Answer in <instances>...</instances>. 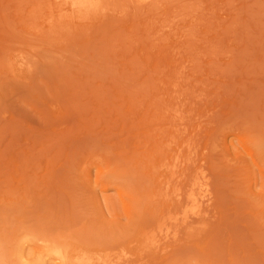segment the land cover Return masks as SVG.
Listing matches in <instances>:
<instances>
[{"label":"rangeland","instance_id":"374dc122","mask_svg":"<svg viewBox=\"0 0 264 264\" xmlns=\"http://www.w3.org/2000/svg\"><path fill=\"white\" fill-rule=\"evenodd\" d=\"M212 262L264 264V0H0V264Z\"/></svg>","mask_w":264,"mask_h":264},{"label":"bare ground","instance_id":"6f19581e","mask_svg":"<svg viewBox=\"0 0 264 264\" xmlns=\"http://www.w3.org/2000/svg\"><path fill=\"white\" fill-rule=\"evenodd\" d=\"M183 171V170H182ZM193 176V175H192ZM183 177V176H182ZM151 179V178H150ZM167 181V180H166ZM153 187V186H152ZM207 188V187H206ZM209 189V188H208ZM207 189V195L206 196H204V197H208V192H209V190ZM203 190V189H202ZM177 191H179V190H177ZM182 191V190H181ZM239 191V190H238ZM165 192V191H164ZM188 192V191H187ZM187 192H185V193H187ZM232 192V191H231ZM179 193H180V191H179ZM200 193V192H199ZM166 194V193H165ZM177 194V196H178V192L176 193ZM235 194V193H234ZM243 194V193H242ZM147 195H149V194H147ZM162 195V194H161ZM160 194H159V196H161ZM186 195V194H185ZM188 195V194H187ZM203 195V194H202ZM177 196H175L176 197V202L179 204V205H181V204H183V197H181L180 198V196L181 195H179L178 196V198H177ZM244 196V195H243ZM250 196V195H249ZM142 197V196H141ZM149 197V196H148ZM147 197V198H148ZM187 197V196H186ZM186 197H184V199H186ZM220 197V196H219ZM159 198V197H158ZM194 197H193V194H189V196H188V199H193ZM146 199V198H145ZM208 199H209V197H208ZM207 199V201H202L203 203L201 204V203H199L198 204V206H197V212L195 213V217H197V218H202V217H205V212H207L206 210H204L203 209V207H202V205L204 204L205 205V202H208L209 200ZM220 199V198H219ZM141 200V199H140ZM145 201H148V200H145ZM187 201V200H186ZM194 203L195 202H197L196 200H192ZM150 202V201H149ZM174 202V201H173ZM190 202V201H189ZM226 202V201H225ZM146 203V202H145ZM153 203V202H152ZM188 203V202H187ZM198 203V202H197ZM238 203V202H237ZM126 204V203H125ZM152 205V204H151ZM184 205V204H183ZM186 205V204H185ZM207 205V204H206ZM157 206V205H156ZM195 206H196V204H195ZM158 207H159V205H158ZM155 209V208H154ZM157 211V210H156ZM207 214V213H206ZM155 216H157V215H155ZM191 216V215H190ZM158 217V216H157ZM148 218H150V217H148ZM156 218V217H155ZM207 218V217H206ZM190 219H191V217H190ZM218 219V218H217ZM154 220V219H153ZM176 221V220H175ZM188 221V220H187ZM152 222V221H151ZM167 222V221H166ZM177 222V221H176ZM185 223V222H184ZM181 224H182V221H181ZM161 225V224H160ZM188 225V224H187ZM78 226V225H77ZM186 226V225H185ZM159 228V227H158ZM173 228V227H172ZM171 228V229H172ZM174 229H175V236L177 235V232H179L178 231V228H177V226H174ZM153 231V230H152ZM165 231V230H164ZM170 233V232H169ZM169 233L168 234H166V235H169ZM179 234V233H178ZM192 234V233H191ZM165 235V234H164ZM174 235V234H173ZM180 236V235H179ZM73 237V236H72ZM153 237V236H152ZM155 237V236H154ZM166 237V236H165ZM170 237V236H169ZM168 237V238H169ZM172 238H173V236H172ZM177 239V238H176ZM148 240V239H147ZM160 240V239H159ZM170 240V239H169ZM220 240V239H219ZM151 243H153V242H151ZM155 243V242H154ZM166 243V242H165ZM158 244V243H157ZM156 244V245H157ZM166 244H168V243H166ZM173 244V243H172ZM175 244V243H174ZM223 245V244H222ZM167 246V245H166ZM163 247L164 248V250H165V252L167 251V249L170 247V244L167 246V247ZM213 247V246H212ZM106 248V247H105ZM157 248H158V245H157ZM66 249V248H65ZM111 251H112V249H110ZM213 250V249H212ZM226 250V249H225ZM223 251V250H222ZM164 252V251H163ZM181 253V252H180ZM172 254V253H171ZM182 255H183V253H182ZM206 256H208V254L206 255ZM206 256H204V257H206ZM207 259H208V257H207ZM206 259V260H207ZM221 259V258H220ZM188 260V259H187ZM115 262V261H114ZM128 263V262H127ZM214 262H212V264H213ZM103 264V263H102ZM116 264V263H115ZM143 264V263H142ZM199 264V263H198Z\"/></svg>","mask_w":264,"mask_h":264}]
</instances>
